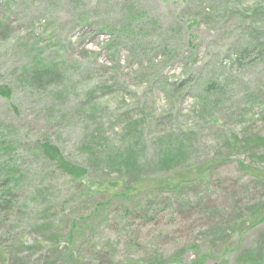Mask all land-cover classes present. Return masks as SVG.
I'll list each match as a JSON object with an SVG mask.
<instances>
[{"label":"rangeland","instance_id":"rangeland-1","mask_svg":"<svg viewBox=\"0 0 264 264\" xmlns=\"http://www.w3.org/2000/svg\"><path fill=\"white\" fill-rule=\"evenodd\" d=\"M237 133L264 141V0H0V264L264 255V217L243 224L264 210V145Z\"/></svg>","mask_w":264,"mask_h":264},{"label":"trees","instance_id":"trees-1","mask_svg":"<svg viewBox=\"0 0 264 264\" xmlns=\"http://www.w3.org/2000/svg\"><path fill=\"white\" fill-rule=\"evenodd\" d=\"M46 69L50 68L49 66H45ZM53 69L50 68L49 70L51 71ZM253 137H249V138H243L241 134H238L235 136L234 138V143L231 145V147L233 148V146H238L240 145V149H238L237 151H244L245 153H249V152H253L252 150L253 149H259L261 146L264 145V141L263 142H259L258 140H254L252 139ZM235 150V149H234ZM41 152H42V156L44 158H46L48 161L50 162H54L56 164V167L58 166L59 167V171L61 173H65L69 176H72L74 179H80L84 176L87 175V171L74 165V164H69V163H66L64 161V159H60L59 158V152L60 150L55 147L54 145H52L51 143L49 142H45L41 145ZM177 151H174V150H169L167 149L166 153H164L163 155V158L161 159V165L163 167H165L166 169H171V168H174L175 169V172L180 170V168L178 167V158H177ZM135 149L133 148H127L125 149L122 153H119V154H116L113 156V161L112 163L109 164V166H118L119 169L118 171H113V172H117L118 174H120V177L123 176V172H126V173H130L135 166L137 164V157L135 155ZM59 160H61V164L59 165ZM181 171V170H180ZM179 189H180V185H175V186H169L167 187L166 189L165 188H162V190H170V191H173L174 193L176 192H179ZM40 196H43V199L45 198L44 195H41ZM39 199V198H38ZM5 202V201H4ZM263 204V203H261ZM254 206V204H253ZM10 210H11V206L9 205ZM150 212L152 213V211L150 210ZM249 212H250V208H248V219H246L244 221L243 224H246V222H249V221H253L255 220L256 218H263L264 217V210L262 209H259V208H255L253 207V210L250 212V215H249ZM261 221V220H260ZM264 221V218L262 219V222ZM146 223H153L155 225L156 221H154L153 218H150L147 220ZM52 227V225H51ZM50 231V230H49ZM65 233L66 232H62L61 235H58L57 237L52 236L51 239H48L46 237H44V239L46 240H40L38 242V245H43L45 242L46 244L50 245L53 241V239L55 238L56 240H59L61 241L62 239L65 238ZM68 240L70 243H72V232H69L68 233ZM58 241V242H59ZM57 242V243H58ZM206 257H204L198 264H204L205 263V259ZM242 260L246 263V264H264V255H261V254H256L255 252H251L249 254H246L243 256ZM241 260V261H242ZM128 260H126L127 262ZM130 262L132 264H168V262H164L163 259L159 256H151L149 259H146L145 261H142L140 262V260H135V261H131Z\"/></svg>","mask_w":264,"mask_h":264}]
</instances>
